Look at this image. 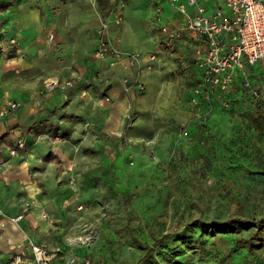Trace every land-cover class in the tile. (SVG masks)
Listing matches in <instances>:
<instances>
[{
  "label": "rangeland",
  "instance_id": "obj_1",
  "mask_svg": "<svg viewBox=\"0 0 264 264\" xmlns=\"http://www.w3.org/2000/svg\"><path fill=\"white\" fill-rule=\"evenodd\" d=\"M46 1V8L35 4L37 28L0 49V105L19 104L1 121L0 167L21 206L31 202L25 214L36 239L63 257L103 264H264V244L250 251L236 242L255 227L225 234L192 224L237 218L264 225V126L257 122L264 62L250 77L259 98L241 79L207 98L196 92L199 69L163 45L143 0H111L107 14L97 0ZM118 10L124 20L111 35L127 50L154 53L152 68L117 69L95 58L99 29ZM51 29L62 48L47 45ZM17 32L12 23L9 33ZM50 77L66 97L51 120L28 128L26 90L46 91ZM125 77L134 83L130 92Z\"/></svg>",
  "mask_w": 264,
  "mask_h": 264
},
{
  "label": "built area",
  "instance_id": "obj_2",
  "mask_svg": "<svg viewBox=\"0 0 264 264\" xmlns=\"http://www.w3.org/2000/svg\"><path fill=\"white\" fill-rule=\"evenodd\" d=\"M151 1V0H146ZM171 6L180 20L171 19L161 0H154L152 21L162 34L163 43L175 46L186 39L192 45L189 53L193 64L201 73L202 85L196 89L210 97L215 90L227 93L241 79L242 88L251 96L259 98L260 90L251 81V68L264 61V0H162ZM123 10L112 11L105 18L99 29V42L95 58L106 61L109 66L116 67L123 61L130 67L152 68L156 55L136 50L123 49L119 38L111 35L113 26L122 24ZM49 43L54 35H49ZM16 45V39L2 36L0 29V49L7 50V42ZM12 47V46H10ZM80 78V77H78ZM124 90L130 92L133 82L129 77L123 80ZM72 85L68 81L65 86ZM64 86V87H65ZM63 88L57 78L44 81V89L52 91ZM17 102H9L0 111V117H8L18 108ZM23 146L22 144L20 145ZM16 150L12 149L14 154ZM31 202L22 205L23 213L12 221H19L29 210ZM8 217L0 202V230L6 227ZM60 256L59 249H50L45 243H36L31 237L17 245L15 252L8 258L0 251V264H51ZM64 264H103L92 258L77 259L66 255Z\"/></svg>",
  "mask_w": 264,
  "mask_h": 264
},
{
  "label": "crops",
  "instance_id": "obj_3",
  "mask_svg": "<svg viewBox=\"0 0 264 264\" xmlns=\"http://www.w3.org/2000/svg\"><path fill=\"white\" fill-rule=\"evenodd\" d=\"M143 1H144V4H146L148 6V9L150 10L151 26H153L154 28L158 30L157 26L152 21L154 0H151V1L143 0ZM37 2H38V5L42 4L43 8H46V5H47L46 0H0V8L2 7V10H0V29L2 31V36H5V38L7 39L17 38L16 40H21L22 38H24L25 32H27L28 30L30 31V29L35 30V28H37V26L39 25L40 18L38 17V15H39V12H41L39 7L35 5ZM161 4L165 8L167 15L171 19H173L175 22H178L180 20V15L171 6H169L166 2L162 0H161ZM2 18H5L7 20L6 25L2 23L3 22ZM12 23H15V25L18 27V32L16 34L9 33V26ZM119 26H113L112 28L114 29L115 27H119ZM113 29H111V31ZM24 30L25 32H23ZM45 34H46V39H47L46 41L47 45L53 44L54 46H58L57 45L58 43L56 42V39H55V35L53 33V29L49 30ZM50 34L54 35V41L52 43H49V39H48ZM112 36L115 38H119L117 35L113 33H112ZM21 43L23 44L24 42L22 41ZM120 44L123 49H126V47L122 44V42H120ZM163 45L167 47V49L178 51V55L185 53L186 55L184 54V56H179V57L183 59L184 57L188 56L190 58L189 60L192 61L190 55H188L190 52H192V45L186 39L179 41L175 46H172V47L167 46L165 43H163ZM18 46L19 45L15 47H18ZM50 47H53V46H50ZM58 48H62V47L58 46ZM128 50H133V49H128ZM102 62H104L103 64L105 65V61H102ZM262 62L264 61L259 62L257 65L251 68V74L254 72L255 67L258 66ZM124 67H126V61H123L120 65L114 68L123 69ZM14 70H15V73H20L19 68L14 69ZM81 76H83V74H76L75 72H72L73 79H76L78 77L81 78ZM52 78L59 79L58 77H52ZM236 83L231 87V89L237 86ZM26 92H27L28 105H27V108L24 110L23 114L21 115V119H22L23 125L28 128L31 124H33L37 120H42V119L51 120L52 113L50 112L54 111L56 106L61 104L62 100H64L66 97L63 88H57L52 92H46V91L35 89L33 87H29L26 90ZM47 97H51L50 100L47 99ZM3 107L4 105H0V111L3 109ZM5 118L7 117H4V118L0 117L1 127H2L1 121L4 120ZM15 155L17 156V153H15ZM0 158H2V155H0ZM13 160L14 159H12L11 162ZM2 167L3 165L0 167V202L2 204L3 210L5 214L7 215L8 219L6 221V227L0 230V251L5 255L6 258H8L10 255H12L15 252L17 245L26 241L27 236H31V238L36 243H43V242L38 241L36 239L35 230L31 231V229L29 228V223L31 220L30 214H24L23 217L17 222L10 220V218H16L19 215H21V211H22L21 203L23 201L20 202V199H16V196L13 193L16 183L13 180L12 176H9V174L7 173L8 172L6 171L8 170L6 169L7 167L5 166L4 168ZM20 171L22 172V169ZM32 223L35 224L33 220H32ZM60 260L64 262V257L61 256V254L57 259L53 260L51 264H58Z\"/></svg>",
  "mask_w": 264,
  "mask_h": 264
},
{
  "label": "trees",
  "instance_id": "obj_4",
  "mask_svg": "<svg viewBox=\"0 0 264 264\" xmlns=\"http://www.w3.org/2000/svg\"><path fill=\"white\" fill-rule=\"evenodd\" d=\"M97 3L106 14L111 10V0H97ZM257 122L260 126H264V115L262 121L257 120ZM53 136L59 137L60 135L53 133ZM192 224L208 227L210 230L225 234H240L243 230H249L251 227H255V232L251 237L246 238L242 235L236 237L237 244L250 251H254L255 249L262 247L264 244V237L260 236L264 232V225L261 223V221L237 218L211 221H201L197 219ZM137 264H142V262H138Z\"/></svg>",
  "mask_w": 264,
  "mask_h": 264
}]
</instances>
